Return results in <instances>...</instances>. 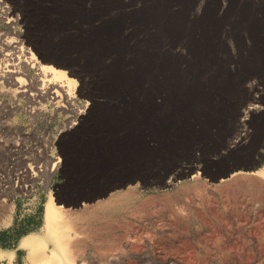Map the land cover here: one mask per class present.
Returning a JSON list of instances; mask_svg holds the SVG:
<instances>
[{
  "label": "rangeland",
  "instance_id": "1",
  "mask_svg": "<svg viewBox=\"0 0 264 264\" xmlns=\"http://www.w3.org/2000/svg\"><path fill=\"white\" fill-rule=\"evenodd\" d=\"M2 2L19 14L20 24ZM159 4L163 0H118L104 9L95 0H0V41L20 31L36 56L62 64L76 81L74 106L87 105L77 126L56 140L59 169L52 168L47 147L73 113H60L46 100L35 105L34 118L11 110L2 123L0 113V264H40L28 255L31 246L53 251L45 221L49 200L63 210L65 233L75 242L83 238L78 228L88 208L133 190L137 201L121 211L117 230H108L109 243L70 245L68 253L60 251L59 264H264V177L256 172L264 167V56L255 64L246 39L242 51L229 49L222 64L204 74L219 68V79L229 85L206 84L187 104L164 103L160 96L135 101L153 91L149 71L128 94L120 78L134 72L143 54L150 57L153 36L167 20ZM222 8L224 34L245 32L252 17L264 19V0H226ZM145 11L156 18L133 22ZM116 17L125 21L119 39L125 35L129 48L104 53L98 49L107 41L93 33ZM247 63L254 73L243 69ZM39 165L44 170L34 179L29 168ZM32 236L38 245L27 243Z\"/></svg>",
  "mask_w": 264,
  "mask_h": 264
},
{
  "label": "bare ground",
  "instance_id": "2",
  "mask_svg": "<svg viewBox=\"0 0 264 264\" xmlns=\"http://www.w3.org/2000/svg\"><path fill=\"white\" fill-rule=\"evenodd\" d=\"M74 1L79 2L81 0ZM95 1L102 3L104 9H109L111 5L118 2V0ZM224 1L226 0H222V3H220L219 0H163L164 4L158 5V12L167 19L165 21L166 23L163 24L162 31L153 36L154 43L150 57L148 58L143 54V60L137 63L134 72H123L121 74L120 84L123 86V90L121 89L122 93L128 94L136 90L149 71V75L152 79L153 91L148 93V95L136 98L135 101L155 102L156 97L160 96L164 103L187 104L200 98L198 95L203 92V88L206 84L211 87L216 85L218 88L219 85H229L220 80L221 71L219 68L215 69L216 71L215 73H212V76L204 77L205 72H207L209 68H213L215 63H217V65L220 63L222 64L220 57L224 56L229 49L230 51L236 50L237 53L238 51H242L243 43L247 39L254 47V55L252 57L254 63L260 61L261 59L257 60L256 57L264 56V19H261L263 16H258L256 19L253 17L249 19L248 15L244 14L246 20L245 24L249 19L246 24L245 32L241 33L240 31L235 30L230 34H224L223 26L225 24V18L219 16V14L223 13L222 7H224ZM174 3L180 5V8L172 9ZM2 8L7 15L11 14L13 16L11 19L15 24H20L21 18L19 14L14 12L9 5L2 2ZM145 12L147 13L140 14L136 20H133V22L142 25L149 20L156 18L155 11ZM124 22L125 21L122 17H116L109 21L105 26L103 25V27L101 26L94 30V35L103 37L105 42L107 41L106 43L103 42L98 50L104 53L111 50H118L122 53L129 48L128 43H125L127 40L124 38L125 35L123 39H119L121 38L120 31L123 29L121 25ZM14 35L15 37L13 40L10 39L8 41L4 39L0 41L1 122L6 123L9 120L11 110H14L15 113L19 112L33 116V118L36 117V112L39 109L36 110L35 105L39 104L40 100L48 101L54 105L55 109L60 111V113H73V115L67 116V120L62 126L55 128V132L51 135V146L47 147L51 150L49 151L50 153L53 152V156H51L53 159L52 168L59 169L61 165V156L56 149V140L63 132L69 131L77 126L82 119V114L85 113L87 105L81 106V109L74 106L76 81L73 78L68 77L67 72L61 69L62 64H56L55 66L57 67L45 64L44 62L47 63L48 61L36 56L31 48L27 46L25 37L20 31ZM161 36H163L164 39ZM95 44L96 43H94V45ZM163 47L165 48L164 50ZM6 49L11 50L9 52H4ZM118 57H120V55H118ZM222 60L224 62V59ZM124 61V59L119 58L118 63L124 65ZM241 62H243V60ZM247 64L248 66L243 67L246 73L253 70V67L250 68V64ZM122 67L124 68V66ZM29 70L33 71V74H29ZM22 75L27 78L28 84L22 83ZM218 79L220 82L217 83ZM128 96H130V94ZM23 99L32 101L33 105L26 106V103L22 104L21 101H23ZM255 108L257 107H250V110ZM245 116H247V114ZM43 170V166L39 165L29 168V173L34 179H39V174L42 173ZM256 172L264 177V167ZM37 175H39L38 178L36 177ZM22 177L23 175H20L19 178H17V181L20 184H22ZM25 187L27 186L25 185ZM133 191L116 194L111 196L108 201L100 202L98 203V206L95 205L96 207L94 206L93 208L91 207L92 209L88 208L87 211L85 210L86 216L82 217V223L84 225L79 226V228L77 226L78 230H80L78 233H83L84 235L81 236V238L83 237L82 239H78L75 242H72L71 240L73 237L70 239V236L65 233L68 224L64 218L65 215L63 214V210L57 209L53 201L49 200L45 209V221L48 226V232L52 235L55 243L54 249L49 253L46 250H39L37 247L31 246L33 244L38 245L39 242L35 239L37 238L36 236H32L26 240L31 246L28 255L32 259L41 258L40 264H59V262H61L59 257L60 251L63 250L68 253L66 248L70 245H73L74 247L81 245L84 247L85 245L101 247L103 244L109 243L110 236H108V230H111L113 227H115L113 229L118 227L116 224L121 211L125 209V207L129 209L130 207H133L132 205L137 199ZM137 208L135 206L134 211ZM103 234L106 235H104V238L102 237ZM116 240H113L112 242ZM69 259L72 261L71 257Z\"/></svg>",
  "mask_w": 264,
  "mask_h": 264
},
{
  "label": "crops",
  "instance_id": "3",
  "mask_svg": "<svg viewBox=\"0 0 264 264\" xmlns=\"http://www.w3.org/2000/svg\"><path fill=\"white\" fill-rule=\"evenodd\" d=\"M85 246H88V245H85Z\"/></svg>",
  "mask_w": 264,
  "mask_h": 264
}]
</instances>
